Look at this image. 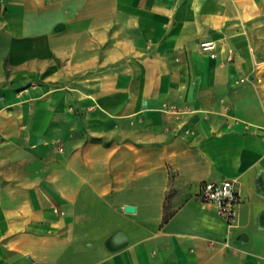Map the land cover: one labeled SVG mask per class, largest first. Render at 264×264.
I'll use <instances>...</instances> for the list:
<instances>
[{"label": "crops", "instance_id": "0c3cea01", "mask_svg": "<svg viewBox=\"0 0 264 264\" xmlns=\"http://www.w3.org/2000/svg\"><path fill=\"white\" fill-rule=\"evenodd\" d=\"M0 264H264V0H0Z\"/></svg>", "mask_w": 264, "mask_h": 264}, {"label": "built area", "instance_id": "2783aa9c", "mask_svg": "<svg viewBox=\"0 0 264 264\" xmlns=\"http://www.w3.org/2000/svg\"><path fill=\"white\" fill-rule=\"evenodd\" d=\"M200 45L206 52H212L216 49V43L213 41H204ZM159 110L164 113L166 122L168 123L185 112L167 103L163 104ZM197 198L202 203L216 205L219 214L225 219L227 225L229 227L234 226L238 216L239 206L242 202L236 180L230 179L220 183L205 182L200 186Z\"/></svg>", "mask_w": 264, "mask_h": 264}, {"label": "trees", "instance_id": "16d2710c", "mask_svg": "<svg viewBox=\"0 0 264 264\" xmlns=\"http://www.w3.org/2000/svg\"><path fill=\"white\" fill-rule=\"evenodd\" d=\"M173 214H174V213H168V211L165 212V218H164V221L167 222V221L173 216Z\"/></svg>", "mask_w": 264, "mask_h": 264}, {"label": "water", "instance_id": "95a60500", "mask_svg": "<svg viewBox=\"0 0 264 264\" xmlns=\"http://www.w3.org/2000/svg\"><path fill=\"white\" fill-rule=\"evenodd\" d=\"M125 210H126L127 212H134V211L136 210V208L133 207V206H126Z\"/></svg>", "mask_w": 264, "mask_h": 264}]
</instances>
